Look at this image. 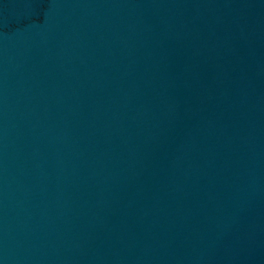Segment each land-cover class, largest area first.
<instances>
[{
	"label": "water",
	"instance_id": "95a60500",
	"mask_svg": "<svg viewBox=\"0 0 264 264\" xmlns=\"http://www.w3.org/2000/svg\"><path fill=\"white\" fill-rule=\"evenodd\" d=\"M196 0H0V264H189Z\"/></svg>",
	"mask_w": 264,
	"mask_h": 264
}]
</instances>
